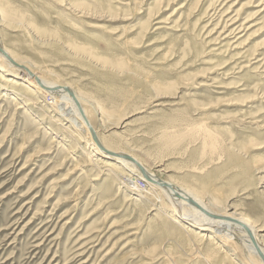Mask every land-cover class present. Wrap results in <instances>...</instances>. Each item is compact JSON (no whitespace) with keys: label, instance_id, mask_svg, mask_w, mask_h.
<instances>
[{"label":"rangeland","instance_id":"374dc122","mask_svg":"<svg viewBox=\"0 0 264 264\" xmlns=\"http://www.w3.org/2000/svg\"><path fill=\"white\" fill-rule=\"evenodd\" d=\"M0 47L71 87L108 145L264 236V0H0ZM29 89H0V264H257L230 234L233 255L187 260L180 230L86 167Z\"/></svg>","mask_w":264,"mask_h":264},{"label":"bare ground","instance_id":"6f19581e","mask_svg":"<svg viewBox=\"0 0 264 264\" xmlns=\"http://www.w3.org/2000/svg\"><path fill=\"white\" fill-rule=\"evenodd\" d=\"M229 22V25L226 27L232 28L229 34L225 36V39H230V35H238L242 27H234L236 24L234 20H230ZM235 35L234 38L236 37ZM0 69L2 73L7 74L1 79L0 89L7 91L17 88V91L12 92L11 99H15L17 95L24 99L27 98V102L32 103V99L25 93L32 87L33 92L39 93L42 97L56 104L59 116L69 124L66 127L59 124L61 131L64 130L66 133L69 127H71L74 129V132H77V137L74 136L73 131L68 132V135L75 143L80 145L82 141L86 142L85 147L81 148L83 155H85L86 167L90 166L97 169L101 164L99 162L102 161L103 166L99 167L101 170L109 173L108 175L114 177L131 194L137 195L136 197L139 196V199H143V201L151 202L152 211L155 208V212L162 214L167 219V222H169L170 226H167L168 229L172 231L180 230L181 235L186 237L187 240L185 247V249L187 248V252L183 253L184 256L188 253L189 258L187 260L198 261L204 257L209 258L214 256L217 258L233 255L232 250L222 244V241L226 240L230 234L238 238L250 259L255 260L257 264H264V246L261 244L264 236L262 237L258 234L261 230L256 229L248 219L246 220L241 215L227 213V210H223L222 212L213 211L208 205L198 202L189 191L177 187L170 181L162 179V176L159 177L158 174L156 175L151 172L136 156L108 145L94 129L88 115L81 106L80 98L71 87L59 85L56 82L44 79L25 67L21 60L1 47ZM46 99L45 101H47ZM105 129L110 130L108 126ZM52 134H56V132L53 131ZM74 141L68 142L73 144ZM124 169L129 174L124 173ZM81 171L83 172V169ZM139 181L145 183L143 188L139 187ZM158 197L163 198L170 206L171 215L163 212L161 205L155 207L156 203H158L156 202ZM178 237H175L173 240H177ZM205 239H208L209 243L214 245H217V240L220 242V245L211 248L209 251H205V254H201L198 247L200 248ZM164 257L170 260H177L178 258L176 256L170 258L171 256L166 252L164 253ZM220 264L226 263L221 260Z\"/></svg>","mask_w":264,"mask_h":264}]
</instances>
